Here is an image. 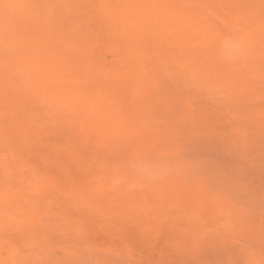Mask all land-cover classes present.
I'll return each mask as SVG.
<instances>
[{
  "label": "rangeland",
  "instance_id": "obj_1",
  "mask_svg": "<svg viewBox=\"0 0 264 264\" xmlns=\"http://www.w3.org/2000/svg\"><path fill=\"white\" fill-rule=\"evenodd\" d=\"M0 264H264V0H0Z\"/></svg>",
  "mask_w": 264,
  "mask_h": 264
}]
</instances>
